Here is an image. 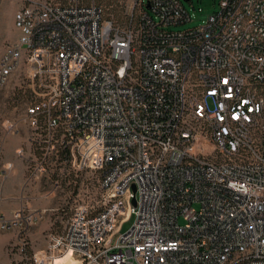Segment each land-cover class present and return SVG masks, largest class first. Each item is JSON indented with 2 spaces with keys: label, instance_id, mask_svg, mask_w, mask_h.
<instances>
[{
  "label": "built area",
  "instance_id": "1",
  "mask_svg": "<svg viewBox=\"0 0 264 264\" xmlns=\"http://www.w3.org/2000/svg\"><path fill=\"white\" fill-rule=\"evenodd\" d=\"M137 5L123 25L94 0L14 14L0 87L29 82L42 160L100 174L35 262L264 264V0H220L182 31L168 30L190 20L180 0ZM36 219L20 207L0 227Z\"/></svg>",
  "mask_w": 264,
  "mask_h": 264
},
{
  "label": "rangeland",
  "instance_id": "2",
  "mask_svg": "<svg viewBox=\"0 0 264 264\" xmlns=\"http://www.w3.org/2000/svg\"><path fill=\"white\" fill-rule=\"evenodd\" d=\"M94 1L106 8L105 17L113 18L122 25L125 23L126 12L136 13L139 10L137 0ZM219 1L180 0L190 20L171 25L168 30L182 31L205 24L208 17L218 10ZM109 3L111 6L108 5ZM22 4L23 0H0V60L5 46L19 37V32L14 27V14ZM19 79L18 74H15L0 87V187L7 177L6 181L13 189L21 188L31 196L40 195L42 199L50 201V206L57 207L58 211L46 213L41 208L31 210L21 206L25 211L33 213L37 219L28 225L23 224L22 227H11L8 230L0 227V240H11L6 247L11 258L10 264H37L34 258L38 261L43 259L41 255L47 247L49 234L59 232L69 216L68 206L78 201L92 203L90 200L98 188L100 174L92 170H76L68 162H62L54 155L42 160V150L31 140V128L25 120L26 108L36 96L32 93L29 82L23 78ZM11 139L16 140L17 149L12 153L11 159L5 162L2 161L3 145ZM28 148L33 149L34 160H28ZM18 158L24 161L26 173L20 181L11 183L8 180L17 169L14 161ZM98 205L95 204V207ZM66 210L68 212L63 215L65 216L63 221L57 219L54 226L48 225L49 218L62 216ZM0 214L11 218L13 213L10 216ZM134 218L133 216L130 220H125L121 226L122 232L130 228ZM180 223H183L182 220ZM53 264H57L56 260ZM65 264H75V262L70 259Z\"/></svg>",
  "mask_w": 264,
  "mask_h": 264
},
{
  "label": "crops",
  "instance_id": "3",
  "mask_svg": "<svg viewBox=\"0 0 264 264\" xmlns=\"http://www.w3.org/2000/svg\"><path fill=\"white\" fill-rule=\"evenodd\" d=\"M16 140L11 139L9 141H6L3 145V156L2 161L10 160L12 157V153L17 149ZM29 157L28 160H34V153L32 148H28V154ZM14 165L17 166V169L13 172V176H11V179L8 180L9 182H14L16 180L22 179L25 176L26 173V165L24 164V161L21 159H16L14 161ZM7 179V177H6ZM4 179L2 186L0 187V213L5 214L6 216H10L17 208L24 206L26 208H30L31 210L39 209L41 208L44 212H55L58 211V208L54 205L50 206V201L44 200L41 198V196H31L29 194H26L21 188L20 189H13L10 185ZM7 182V183H6ZM43 201V202H42ZM73 204L68 206L69 212L71 211V207ZM65 213L54 218H49V226H54L56 224L57 219H60L63 221L65 218L67 210L64 211ZM70 214V213H69ZM60 221V222H61ZM11 240H0V264H10V254L7 251V245L10 243Z\"/></svg>",
  "mask_w": 264,
  "mask_h": 264
},
{
  "label": "bare ground",
  "instance_id": "4",
  "mask_svg": "<svg viewBox=\"0 0 264 264\" xmlns=\"http://www.w3.org/2000/svg\"><path fill=\"white\" fill-rule=\"evenodd\" d=\"M70 259H72V258L67 254V255H65V256L58 257V258L56 259V262H57V264H65V262L68 261V260H70ZM72 260H73V259H72ZM74 262H75V264H79V263H77L76 261H74Z\"/></svg>",
  "mask_w": 264,
  "mask_h": 264
},
{
  "label": "water",
  "instance_id": "5",
  "mask_svg": "<svg viewBox=\"0 0 264 264\" xmlns=\"http://www.w3.org/2000/svg\"><path fill=\"white\" fill-rule=\"evenodd\" d=\"M185 1H188V0H185ZM148 7H149V4L146 5V8H148ZM133 190H134V187H133ZM132 203L133 204L135 203V200L134 199H132Z\"/></svg>",
  "mask_w": 264,
  "mask_h": 264
},
{
  "label": "trees",
  "instance_id": "6",
  "mask_svg": "<svg viewBox=\"0 0 264 264\" xmlns=\"http://www.w3.org/2000/svg\"><path fill=\"white\" fill-rule=\"evenodd\" d=\"M109 6H111L110 5V3L108 4ZM149 8V7H148ZM103 9H104V13H105V11H106V8L105 7H103ZM108 11V10H107ZM112 15V14H111ZM125 21H127V18L125 17Z\"/></svg>",
  "mask_w": 264,
  "mask_h": 264
}]
</instances>
